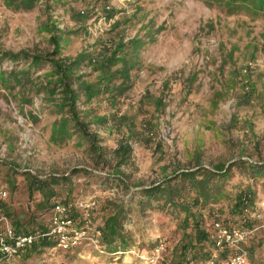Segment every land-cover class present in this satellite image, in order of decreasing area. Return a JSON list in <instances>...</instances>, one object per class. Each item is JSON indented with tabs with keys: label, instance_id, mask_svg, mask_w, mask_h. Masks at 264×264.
<instances>
[{
	"label": "rangeland",
	"instance_id": "rangeland-1",
	"mask_svg": "<svg viewBox=\"0 0 264 264\" xmlns=\"http://www.w3.org/2000/svg\"><path fill=\"white\" fill-rule=\"evenodd\" d=\"M259 3L38 0L23 9L0 0V48L47 51L51 49L49 38L56 33L63 55L98 47L107 38L125 43L138 40L128 49L130 86L113 101L105 95L88 104L92 117L125 115L132 123L135 137L128 140L133 165L122 166L132 191L195 162L211 168L237 156L264 158V8ZM77 11L82 18L72 16ZM74 29L79 30L77 35L68 32ZM48 80V70H41L28 84L0 88V215L10 222L19 215L27 226L38 228L47 226L48 212L34 209L38 193L27 199L22 173L59 175L73 167L110 173L112 150L124 138L125 129L89 125L100 137L96 144L105 148L102 162L96 161L99 158L78 133L58 138L54 134L58 116L51 112L44 91L38 89L41 81ZM71 182L70 192L57 190L61 197L69 195L66 201L72 203L93 199V226L99 222L95 209L105 197L126 202L129 194L82 174L72 176ZM252 188L255 223L244 246L249 259L251 254L255 263L264 264V183L252 181ZM129 207L124 228L130 245L123 252L109 253L102 246L98 250L79 245L66 251L45 245L30 254L22 250L0 264H140L137 250L157 240L174 245L179 217L167 209L138 211L132 201ZM207 214L203 211L202 218L209 224L216 216Z\"/></svg>",
	"mask_w": 264,
	"mask_h": 264
},
{
	"label": "trees",
	"instance_id": "trees-1",
	"mask_svg": "<svg viewBox=\"0 0 264 264\" xmlns=\"http://www.w3.org/2000/svg\"><path fill=\"white\" fill-rule=\"evenodd\" d=\"M7 1L15 7L29 9L38 0ZM259 2L264 8V0ZM81 14L77 11L72 13V16L82 18ZM57 30L55 29L59 32ZM75 30L68 32L77 35L79 30ZM59 38V33L52 34L49 38L51 49L43 52L10 51L0 48V88L28 84L31 82V76L36 75L38 71L48 70L49 80L41 81L38 89L44 91L52 108L51 112L58 116L54 120L56 125L54 134L58 138H66L70 133H78L88 141V149L99 158L96 159L97 162L103 161L105 148L96 144L100 137L96 131L88 129L90 124L96 123L97 128L106 130L114 127L117 131H121V127L125 128L122 132L124 138L118 141L112 150L114 163L110 173L96 174L84 167H73L66 174L48 176L23 172L27 199L29 200L34 192L40 196V199L34 203L35 210L48 212L55 201H66L69 195L61 197L58 190L65 188L70 192L71 177L76 174L93 178L104 187H118L129 192L126 202L122 199L105 197L98 209H95V216L99 218V222L94 227L100 232L101 246L109 253L128 249L129 233L124 228V222L130 210V201L138 211L167 209L175 217H179L176 223L179 235L173 246L163 241L166 246L163 254L164 264H203L210 256L213 243L208 238V223L204 222L206 217L202 218L203 211H206L207 215L215 213V219L225 226L254 227L255 192L252 181L261 179L264 183V158L249 160L237 156L227 163L211 168L195 162L188 168L174 169L157 182L130 191L122 175V166L133 165L130 158L132 145L128 140L131 136L135 137V133L130 128L132 123L127 121L125 115L92 117L88 104L97 97L105 95L110 96L113 101L130 86L128 49L136 46L138 40L133 38L125 43L107 38V41L98 43V47L96 45L83 47L73 55H63ZM217 204H220L219 207L213 210L212 208ZM94 208L92 207L91 211ZM10 223L15 234L46 230V227L27 226V220L19 215H16ZM45 245H54L53 239L43 236L35 239L23 250H26V254H30ZM151 248L152 246H149L140 251L148 253ZM249 248L252 253L254 246ZM222 255L221 253L218 257ZM247 263L257 264L251 254L250 259L247 257Z\"/></svg>",
	"mask_w": 264,
	"mask_h": 264
},
{
	"label": "built area",
	"instance_id": "built-area-1",
	"mask_svg": "<svg viewBox=\"0 0 264 264\" xmlns=\"http://www.w3.org/2000/svg\"><path fill=\"white\" fill-rule=\"evenodd\" d=\"M93 205V199L77 200L74 203L55 201L48 211L46 230L28 234H15L8 218L0 215V263L18 255L35 239L43 236L51 237L54 241L53 246L61 250L79 245L99 249L100 232L90 221V210ZM75 212H79L80 215H76ZM207 226L208 238L213 244L211 254L203 264H248L244 243L250 236L251 229L225 226L215 218ZM164 252V242L157 240L148 253L137 250L135 255L139 258L140 264H164ZM221 253L223 255L218 257Z\"/></svg>",
	"mask_w": 264,
	"mask_h": 264
}]
</instances>
